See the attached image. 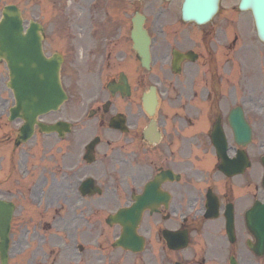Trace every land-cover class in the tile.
Masks as SVG:
<instances>
[{
    "label": "flooded vegetation",
    "instance_id": "flooded-vegetation-1",
    "mask_svg": "<svg viewBox=\"0 0 264 264\" xmlns=\"http://www.w3.org/2000/svg\"><path fill=\"white\" fill-rule=\"evenodd\" d=\"M106 2L105 16H92L77 39L45 36L46 50L60 44L68 96L46 123H71L63 137L37 129L16 144L22 123L10 121L0 62L10 264H264L261 233L246 220L264 200L259 40L244 16L198 26L182 19L177 0L142 1L148 69L133 48L132 1ZM152 88L154 116L143 103ZM239 116L251 131L246 143L232 125Z\"/></svg>",
    "mask_w": 264,
    "mask_h": 264
},
{
    "label": "water",
    "instance_id": "water-1",
    "mask_svg": "<svg viewBox=\"0 0 264 264\" xmlns=\"http://www.w3.org/2000/svg\"><path fill=\"white\" fill-rule=\"evenodd\" d=\"M218 2L186 0L184 17L198 23L206 22L215 14ZM240 7L253 12L259 36L264 41V0H241ZM40 29L31 23L25 32L20 10L15 6L4 9L0 22V59H4L10 69L9 87L18 97L19 111L16 114L29 123L58 105L63 95L58 80V63L43 57L41 38L36 32Z\"/></svg>",
    "mask_w": 264,
    "mask_h": 264
},
{
    "label": "rangeland",
    "instance_id": "rangeland-1",
    "mask_svg": "<svg viewBox=\"0 0 264 264\" xmlns=\"http://www.w3.org/2000/svg\"><path fill=\"white\" fill-rule=\"evenodd\" d=\"M11 1H15V4L20 5L26 23L30 20L40 22L48 29V35L53 39L61 38V35H69L64 40L70 39L71 34L79 36V30L85 26L84 18L86 16H97L93 10L92 0H0V15L3 6ZM103 2L105 3L106 0H103ZM238 3L239 0L223 2L220 13L224 14L228 8L231 11ZM118 6L116 4V8ZM111 12H113L112 8ZM242 16L251 15L243 13ZM71 29L75 30L71 31ZM58 48H60L59 43L49 42V53Z\"/></svg>",
    "mask_w": 264,
    "mask_h": 264
}]
</instances>
